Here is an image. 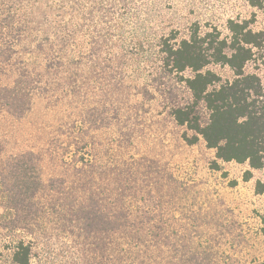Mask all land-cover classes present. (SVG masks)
I'll list each match as a JSON object with an SVG mask.
<instances>
[{
	"label": "rangeland",
	"instance_id": "obj_1",
	"mask_svg": "<svg viewBox=\"0 0 264 264\" xmlns=\"http://www.w3.org/2000/svg\"><path fill=\"white\" fill-rule=\"evenodd\" d=\"M98 3L105 19L98 30L86 27L74 42L78 53L85 51L88 68L76 72L69 91L48 78L45 93L34 97L21 119L0 107V163L32 151L38 155L41 179L34 194L37 217L25 229L22 224L11 229L17 215L10 191L0 185V264H12L11 247L18 239L31 243L32 264H106L104 234L95 230L100 219L91 224V233L77 227L70 233L61 214L68 215L74 197L82 196L95 198L101 212V198L109 194L133 211L139 200L124 189L134 185L133 178L139 195L151 190L153 198L146 205L159 227L147 242L153 255L149 264H264V188L261 193L255 188L257 180L264 185V169L253 170L244 181L246 164L217 160L201 138L191 145L182 138L192 132L176 124L170 111L190 95L184 83L161 68L157 50L160 36L175 30L178 37H187L192 23L201 32L215 26L225 36L228 19H251L253 30L264 31L263 11L247 0ZM98 31L112 34L103 47L94 41ZM79 58L73 59L74 66L82 64ZM3 64L0 84H10L14 71ZM209 68L231 78L227 66ZM83 108L87 128L81 121ZM199 109L205 120L206 110ZM160 219L167 233H159ZM167 236L170 241L165 242ZM94 241L100 245L96 249ZM134 257L133 264L148 260L141 253Z\"/></svg>",
	"mask_w": 264,
	"mask_h": 264
},
{
	"label": "trees",
	"instance_id": "obj_2",
	"mask_svg": "<svg viewBox=\"0 0 264 264\" xmlns=\"http://www.w3.org/2000/svg\"><path fill=\"white\" fill-rule=\"evenodd\" d=\"M247 1L264 15V0ZM100 6L98 0H0V62L15 74L10 84H0V107L21 119L30 111L34 97L45 93L48 78L69 91L74 75L88 68L85 51L78 53L72 47L86 33V27L98 30L105 19ZM250 24L251 19H228V35L223 36L215 26L201 32L199 24L192 23L187 37H178L177 31L172 30L157 40L161 68L173 74L176 82L184 83L190 95L184 103L172 105L170 111L176 124L192 132L190 136L183 133L182 138L189 145L201 138L217 160L246 164L244 181L252 177L253 170L264 169V31L253 30ZM107 32L98 31L94 41L100 47L112 37ZM76 57L82 58L78 59L82 64L77 62L74 66ZM211 64L227 66L231 78H223L210 69ZM187 70L190 75L185 76ZM200 106L207 112L205 120ZM80 116L87 128L84 108ZM1 150L0 146V153ZM132 181L134 185L124 189L128 190L127 195L139 200L133 211L131 206L120 203V198L109 199V194L100 197L104 204L101 212L95 198L82 196L74 197L68 215L61 214L70 233L72 227L91 233V224L100 219L95 230L104 234L102 240L106 242L101 248L106 253H102L106 264H133L138 253L142 259H148L139 260V264L153 261L151 251L146 249L151 236L159 231L155 216L150 214L152 209L146 205L153 195L149 189L145 196L139 195L135 179ZM0 185L10 191L17 215L11 229L17 224L27 228L37 217L34 194L41 186L38 155L26 151L0 163ZM51 185L55 182L51 181ZM255 188L256 193H261L264 185L257 180ZM83 190L78 188L77 192L84 194ZM260 221L264 241V213ZM160 223L159 233H167L165 220L160 219ZM92 246L96 249L100 245L94 241ZM32 254L31 243L18 239L11 247V262L32 264Z\"/></svg>",
	"mask_w": 264,
	"mask_h": 264
}]
</instances>
